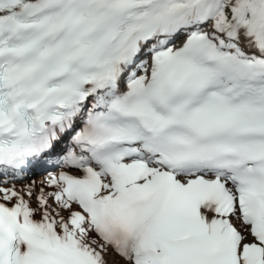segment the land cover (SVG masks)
<instances>
[{
    "label": "snow or ice",
    "instance_id": "1",
    "mask_svg": "<svg viewBox=\"0 0 264 264\" xmlns=\"http://www.w3.org/2000/svg\"><path fill=\"white\" fill-rule=\"evenodd\" d=\"M0 264H264V0H0Z\"/></svg>",
    "mask_w": 264,
    "mask_h": 264
}]
</instances>
